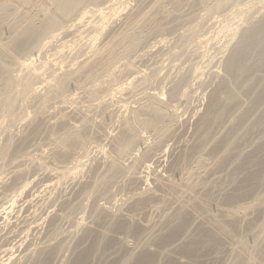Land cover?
Instances as JSON below:
<instances>
[{"label": "rangeland", "instance_id": "1", "mask_svg": "<svg viewBox=\"0 0 264 264\" xmlns=\"http://www.w3.org/2000/svg\"><path fill=\"white\" fill-rule=\"evenodd\" d=\"M43 2L50 7L48 0ZM262 2L264 4V0L86 1L82 5L84 7L80 8V13L77 12V15L81 16L80 20L77 15L68 18L61 22L60 29L54 31L56 36L51 38L46 35L36 41L30 50L18 53L12 63L7 60L10 74L14 76L16 74L19 78L24 77L27 70L18 65V62L28 61L34 70L31 72L30 85L21 88L20 92L13 95L11 108L0 111V264H36L39 263V259L40 261L44 259V256H47L45 253L48 252L47 258H50L48 264H70L84 246L87 247L90 243L89 239L83 238L86 228L89 230L93 228L91 231L95 233L100 231V234L104 233L107 238L113 240V243L115 242L110 249H104L107 250H103L104 253L94 254L87 264H107V261L108 264L114 262L120 264L129 256L132 258L140 248L144 247V244L147 249L162 252L158 255L169 256L171 252L172 256L169 257L176 256L177 260L184 261L182 255L177 252L179 242L182 243V239L185 240L192 234L197 223L202 225L206 223L205 226H208L211 219L222 217L223 208L229 207L225 200L227 195L244 174L252 169L248 165L243 167L244 156L251 153L257 143L264 141L263 131L251 133V136H248L246 141L242 140V144L240 143L235 149L234 154L240 155V160H236L238 156L234 155L237 156L233 158L234 161L231 159L224 166H218L215 161L219 152L215 147L217 142L230 136L228 135L229 124L232 122L230 120L236 114V110H233V113L227 114L222 124H219L220 127L217 125L218 127L211 129L209 137L204 140L205 144H202L205 146L197 148V153L196 148L192 147L199 141L200 135L197 134L201 130L199 119L206 111L204 108H207L209 97L220 86L223 78H226L224 66L230 51L238 41L242 30L254 24L261 13H264ZM21 8L23 11V7ZM36 8L38 7L29 9L28 15L35 25H40L39 22H43L44 12ZM21 10L19 12H22ZM0 19V44H5L13 36L11 32L15 21L11 14H5ZM63 27H66V33ZM119 35H131V37L134 35L133 44L123 48L128 50L124 52L126 55L117 57L118 59L112 60L108 66L102 68L99 59L93 60L97 51L95 49L110 41L114 42L112 44L114 47L107 51L119 49L120 43L117 41ZM115 44L118 46L116 47ZM107 51L103 55L108 54ZM91 57L92 63L91 66L89 65L91 69L87 67L88 69L83 70L77 67L78 63ZM93 65L97 66V69ZM108 67L113 71L107 72ZM73 69H79L76 72L77 76L73 75L77 79L67 81L65 89L60 91L62 94L59 92L53 96L49 85L56 82L58 76ZM262 76L264 77V66L256 70L254 77L259 80L258 77L261 79ZM88 77L92 79H87ZM91 82H94L92 83L94 89H90ZM97 83L99 86L96 85ZM173 90L175 91L171 95ZM151 95L161 98L159 109L167 116L165 120L152 126L153 129L146 127L144 123L154 117L153 111L145 109L149 106L148 102L151 104ZM244 97L241 96L237 101L241 107L236 106L237 110H243L248 104L247 97ZM1 98L3 99V96H0ZM41 103L48 104L42 105L44 107L42 108L38 105ZM36 109L42 110L36 113ZM255 114L257 115L256 110L252 111L249 117ZM232 115L234 116L231 117ZM126 121L133 126L130 132L136 140L131 147L125 149L121 138L123 131L126 130L124 129ZM74 131L85 138L80 145H74V149L70 148L73 149L71 152L63 150L62 153L60 149H63L61 147L63 142ZM214 144L216 145L213 146ZM214 156L215 160H213ZM212 157L213 159L210 160ZM239 161L242 169L237 172L235 166ZM244 198L238 199L235 205L246 203L244 206L248 204L249 209L238 213L240 215L236 218V228L232 236L222 238L225 242L221 241L223 245L213 250L214 252L209 250L208 253L201 254L197 264H235L233 262L239 254L246 256L250 250L252 252L263 245L264 176ZM183 204L185 206H182ZM199 204L206 207L201 205L200 207ZM197 206L200 211L197 215L196 212H192L193 220L188 228H192L191 233L188 230L187 237L183 238V235L181 241L177 239L179 242L175 240L174 244L171 242L170 245L163 246V249L167 248L165 251H160L162 247H157L153 243L155 234L159 236L170 222H174V216L180 208L186 207L192 210L194 207L197 209ZM174 209H177L176 212ZM203 215L206 217L204 218ZM112 217L113 219L117 217L116 219L119 220L121 218L123 222L126 221V224L135 228L138 225L137 229L141 231L138 230L139 233L129 230L117 231L109 221ZM207 217L210 220L206 219ZM167 220L170 222L168 223ZM103 222L107 224L108 229ZM106 222L111 225L108 227ZM249 226L251 228H248ZM134 234L139 236L142 234L140 236L142 238ZM119 245L123 251L118 248ZM212 253L213 255H210ZM206 257L209 258L205 259ZM165 258L159 256L160 260ZM259 261L257 260L255 264H264Z\"/></svg>", "mask_w": 264, "mask_h": 264}, {"label": "bare ground", "instance_id": "2", "mask_svg": "<svg viewBox=\"0 0 264 264\" xmlns=\"http://www.w3.org/2000/svg\"><path fill=\"white\" fill-rule=\"evenodd\" d=\"M46 1V0H45ZM86 1H91V0H48V5H50V7H48L44 2L43 0L39 1V0H0V18L3 17L5 14H11V17L14 18V29L13 32H11V34L13 33V36H11V39L9 41H7V43L5 44H0V96H3V99L1 98L0 101H1V104H0V111L3 110V109H10L11 106H12V97L14 94L20 92L21 88H26L28 87L30 84H29V81H30V76H31V72L32 70H34V68L31 66V64L27 61V62H18V65L20 64L22 67H24L26 70H27V73L26 75H24V77L22 78H19L16 76H14V74H10V71H9V65H8V62L7 60H10V63H12L17 57L16 55L18 53H21V52H24V51H28L30 50L31 47H33L34 43L36 41H38L39 39L43 38L44 36L46 35H49V37L53 38L54 36H56V34L54 33V31H56L57 29H60L59 25L61 24V22H64L65 20H68L71 19V17L77 15V12L80 13V8L82 9V5H84V3ZM94 1V0H93ZM97 1V0H95ZM160 1V0H159ZM200 1V0H199ZM160 3V2H159ZM222 4V2H221ZM263 4V2H262ZM157 5V4H156ZM163 5V4H162ZM219 5V4H218ZM264 5V4H263ZM262 5V6H263ZM23 7V11L21 10ZM32 7H38L39 10L42 9V11L44 12V16H42L43 18V22H39L40 25H35L34 22L30 19L31 17H29L28 15V10L31 9ZM261 7V5H260ZM264 7V6H263ZM262 7V8H263ZM21 8V9H20ZM36 8V9H38ZM151 8V7H150ZM162 9V8H161ZM164 9V8H163ZM264 9V8H263ZM22 11L24 12L22 14V12H19V11ZM100 10V9H98ZM97 10V11H98ZM155 10V9H154ZM152 10V11H154ZM260 10V8H259ZM38 11V10H37ZM89 11V10H88ZM161 11V10H160ZM163 11V10H162ZM169 11V10H168ZM94 12V11H93ZM156 12V11H155ZM263 12V11H262ZM30 13V11H29ZM34 14V12H32ZM41 13V11H40ZM82 13V12H81ZM85 13V12H84ZM87 13V12H86ZM260 13V12H259ZM149 14V13H147ZM153 14V13H151ZM13 15V16H12ZM35 15V14H34ZM41 15H43L41 13ZM143 15V14H142ZM166 15V14H165ZM260 15V14H259ZM78 16V19L81 17L80 14L77 15ZM85 16V15H84ZM83 16V17H84ZM8 17V16H7ZM33 17V16H32ZM82 17V19H83ZM143 17V16H142ZM34 18V17H33ZM140 18V17H139ZM144 18V17H143ZM3 19V18H2ZM77 19V18H76ZM77 19V20H78ZM81 19V18H80ZM79 19V20H80ZM141 19V18H140ZM152 19V18H151ZM1 20V19H0ZM34 20V19H33ZM76 21V20H75ZM74 21V22H75ZM139 21V20H138ZM146 21V20H144ZM21 25H20V23ZM79 23V21H76V23ZM148 22V20H147ZM145 23V22H144ZM12 24V23H11ZM64 25V24H63ZM142 26V25H141ZM64 28V27H63ZM66 28V27H65ZM64 28V30H65ZM68 28H69V25H68ZM140 28V27H139ZM124 31V30H123ZM134 32V31H133ZM139 32V31H138ZM65 33H66V30H65ZM126 33V32H125ZM128 33V32H127ZM118 34V33H116ZM121 34V33H120ZM129 34V33H128ZM131 34V33H130ZM137 35V34H136ZM120 36V38H119ZM118 36V40L119 41L118 43L120 47H118L119 49H116V50H108L107 49H113L114 46H112V44H114V42L112 43V41L110 42H105L103 44V46L98 49H95L97 50L94 54L93 57H95L93 60H96L98 61L97 59L100 60V63L102 68L104 66H108V64L116 59L117 57H121L123 54H125L124 52L128 50H123V48H125L126 46L129 47V44H133V37L134 35L131 37V35H119ZM115 37V36H114ZM136 37V36H135ZM117 38V37H115ZM115 38H114V41H115ZM135 39V38H134ZM138 42V41H137ZM107 43V44H106ZM139 43V42H138ZM117 44H115L116 46ZM134 45H136L134 43ZM133 45V46H134ZM138 45V44H137ZM118 46V45H117ZM116 46V47H117ZM127 47V48H128ZM122 49V50H121ZM103 50H106L108 52V54L106 55H103L104 52L106 51H103ZM131 50V49H130ZM103 52V53H102ZM92 54V55H93ZM126 55V54H125ZM124 55V56H125ZM128 56V55H127ZM118 59V58H117ZM126 59V58H125ZM27 60V58H26ZM96 61H93V63H95ZM31 62V61H30ZM15 64L17 62H14ZM92 63V57L88 60H85L81 63H78L79 66H77L79 69H88L87 67H89L91 69V64ZM97 63V62H96ZM98 64V63H97ZM90 65V66H89ZM96 65V64H95ZM262 66H264V13L262 14L261 13V16L255 21L254 24H252L251 26H249L248 28L246 27V29L242 30L239 38H238V41L236 42V44L233 46V48L231 49L230 51V54L227 58V61L225 63V66H224V70H225V76L226 78L224 77L222 82L219 84L220 86L219 89L217 90L216 88V91L215 92H212L211 96L209 97L210 99L208 100L207 102V108H204L206 109L205 113L200 117V124H201V130L200 133H197L199 134V141L197 142V145L196 146H193L194 149H195V152L197 150V148L199 149L200 147H203L205 145L202 146V144H205L204 140H206L209 135H210V131L211 129L214 127L216 128L215 126H219V124L221 122H223V120H225L224 118L226 117L227 114L229 113H233V110H236V114L235 116L232 115L231 117L232 120H230V124H229V134L230 135L228 138L225 137V139H222L220 140V142H217L218 144H214L213 146L216 145L215 147V150L217 149V152H219V155L216 156V164L218 166H224L225 163H228L230 162L231 159H233L234 157L236 158L238 155L234 152L236 147H238L240 145V143L242 144V140L246 141L245 139L248 138V136L250 137L251 133L253 134V132L255 131H263L264 133V77L259 80H256V78L254 77L255 76V72L258 68H261ZM94 67V65H93ZM97 67V66H96ZM94 67V68H96ZM105 68V67H104ZM23 69V68H22ZM79 69H73L72 71H68L67 72H64V75L62 76H58V80L56 82H53V84H50V91H51V94L54 96H56V94H58L61 90H63V88L65 89L66 87V84L68 83L67 81L71 80V79H77L75 77H73V75H76L77 76V71H79ZM97 69V68H96ZM95 69V71H96ZM101 69V68H100ZM107 69V68H106ZM110 70H112L110 68ZM109 70V67H108V70L107 72H110ZM89 71V70H88ZM91 71V70H90ZM113 71V70H112ZM111 71V72H112ZM82 72V71H81ZM87 74V72H86ZM91 74V73H90ZM107 74V73H106ZM110 74V73H109ZM61 75V74H60ZM85 75V74H84ZM112 75V73H111ZM91 76V75H90ZM86 77V76H84ZM83 77V78H84ZM109 77V75H108ZM112 77V76H111ZM80 78V76L78 77ZM82 78V77H81ZM91 77H88L87 79H89ZM114 78V76H113ZM92 79V78H91ZM104 79V78H103ZM72 80V81H73ZM79 80V79H78ZM106 80V79H104ZM81 81V80H80ZM103 81V80H102ZM253 81H256V83H254ZM95 82V81H94ZM94 82H91V84ZM55 83V84H54ZM74 83V82H73ZM78 83V82H77ZM88 83H89V80H88ZM87 83V85H88ZM102 83V82H101ZM111 83V81H110ZM93 84H92V88L90 89H94L93 88ZM77 85V84H76ZM81 85V84H80ZM96 85L99 86V84L97 83ZM103 85V84H102ZM105 85V84H104ZM48 86V87H49ZM65 86V87H64ZM79 86V85H78ZM84 86V85H83ZM95 86V85H94ZM101 86V84H100ZM106 86V85H105ZM108 86V84H107ZM110 86V85H109ZM86 87V86H84ZM101 88V87H100ZM99 88V89H100ZM103 88V87H102ZM106 88V87H105ZM109 88V87H108ZM80 89V88H79ZM112 89V88H111ZM120 89V88H119ZM49 91V90H48ZM49 91V92H50ZM84 91V90H83ZM95 91V90H94ZM103 91V90H102ZM105 91V90H104ZM115 91V90H114ZM117 91V90H116ZM120 91V90H119ZM122 91V90H121ZM175 90H173L171 92V95H173ZM214 91V90H213ZM62 92V91H61ZM60 92V94H62ZM85 92V91H84ZM92 92V91H91ZM101 91H99L100 93ZM106 92V91H105ZM82 93V91H81ZM111 93V92H110ZM48 94V93H46ZM59 94V95H60ZM101 94V93H100ZM99 94V95H100ZM153 94V93H152ZM45 95V94H44ZM43 95V96H44ZM87 95V94H86ZM92 95V94H91ZM90 97H93L91 96ZM97 95V94H96ZM98 95V96H99ZM48 96V95H47ZM50 96V95H49ZM58 96V95H57ZM88 96V95H87ZM241 96H245L247 97V101H248V104L246 105V107L243 109V110H240L236 108V106L238 108H241L239 107L238 105V102L240 100V97ZM39 97V96H38ZM37 97V98H38ZM42 97V96H40ZM51 97V96H50ZM151 98V104L148 102L147 104H149V106H147L145 109L147 111H153L152 114H154V117L151 119V120H148L147 122H144L145 123V126L146 127H152V126H156L158 123H160L162 120H165V116L166 114L163 113L159 108V105L162 103V100L160 97L158 96H150ZM244 97V98H245ZM35 98V97H34ZM52 98V97H51ZM97 98V97H96ZM243 98V99H244ZM39 99V98H38ZM46 99V98H45ZM44 99V101H45ZM101 99V97H100ZM98 100V99H97ZM41 101V99H40ZM43 101V100H42ZM43 101V102H44ZM149 101V100H147ZM244 101V100H242ZM39 102V101H38ZM40 103V102H39ZM245 103V102H244ZM45 104H48V103H41V104H38V105H41L42 108H44L42 105H45ZM40 107V106H39ZM40 107V108H41ZM47 107V106H46ZM143 107V106H142ZM13 108V107H12ZM144 108V107H143ZM236 108V109H235ZM5 109V110H6ZM142 109V108H141ZM144 109V110H145ZM33 110V109H32ZM42 110V109H40ZM38 110V111H40ZM256 110L257 111V115H253L251 117L250 116V113L252 111ZM11 111V110H9ZM8 111V112H9ZM37 111V109H36ZM38 111L36 113H38ZM7 112V113H8ZM12 112V111H11ZM31 112H34V111H31ZM41 112V111H40ZM44 112V111H43ZM238 112V114H237ZM34 113V114H36ZM135 113V112H134ZM140 113V111H139ZM148 113V112H147ZM235 113V111H234ZM10 114V113H8ZM41 114V113H40ZM138 114V113H137ZM136 115V114H135ZM230 115V114H229ZM26 116V114H25ZM31 116V115H30ZM38 116V115H37ZM134 116V115H133ZM26 117H29V116H26ZM41 117V116H40ZM167 117V116H166ZM25 118V117H24ZM230 118V117H229ZM29 120V119H27ZM31 120V119H30ZM37 120V119H36ZM40 120V119H39ZM25 121H26V118H25ZM139 121V120H138ZM141 121V120H140ZM167 121L169 122V119H167ZM172 121H174L172 119ZM171 121V122H172ZM27 122V121H26ZM38 122V121H37ZM228 122V121H227ZM29 123V121H28ZM166 123V122H165ZM31 124V123H30ZM37 124V123H36ZM168 124V123H167ZM197 124V123H196ZM222 124V123H221ZM227 124V123H226ZM28 125V124H27ZM33 126L35 124H32ZM198 125V124H197ZM225 125V124H224ZM131 123L129 121H126L125 122V127L123 131V135H122V144L124 143V148H128V147H131L132 144L135 142L136 139L133 138V135L131 134L132 131L131 128ZM171 126V125H170ZM196 126V125H195ZM200 126V125H199ZM217 126V127H218ZM220 127V126H219ZM222 127V126H221ZM32 128V127H31ZM35 128V127H34ZM37 128V127H36ZM162 128V127H161ZM164 129L166 128L165 126L163 127ZM38 129V128H37ZM153 129V127H152ZM156 129V128H155ZM198 129H200L198 127ZM219 129V128H217ZM32 130V129H31ZM75 130V129H74ZM163 130V129H162ZM30 131V130H29ZM33 131V130H32ZM36 131V130H34ZM38 131V130H37ZM198 131V130H197ZM216 131V130H215ZM34 134V132H32ZM31 133V134H32ZM70 133V132H69ZM214 133V132H213ZM220 133V132H219ZM83 134V133H82ZM28 135V134H27ZM196 135V133H195ZM213 135V134H211ZM32 136V135H31ZM68 136V135H67ZM217 136V135H216ZM225 136V135H224ZM30 137V136H28ZM93 137V136H92ZM121 137V136H120ZM212 137V136H211ZM221 136H219L220 138ZM67 138V137H66ZM85 138V137H83ZM82 136L74 131L72 133H70V135L68 136L67 140L63 142V149H60L62 150V153H63V150L69 152L70 148H73L74 145H80L81 142H82ZM197 138V136H196ZM218 138V137H217ZM22 139V138H21ZM117 139V137H116ZM211 139V138H210ZM214 139H216L214 137ZM23 140V139H22ZM64 140V139H62ZM197 140V139H196ZM24 141V140H23ZM114 141V139H113ZM119 141V140H118ZM212 141V139L210 140ZM62 142V141H61ZM195 142V141H194ZM193 142V143H194ZM114 143V142H113ZM119 143V142H118ZM210 143V142H209ZM212 143V142H211ZM215 143V142H213ZM22 144H24L22 142ZM59 144V142H58ZM57 144V145H58ZM117 144V142H116ZM121 144V145H122ZM208 144V143H207ZM113 145V144H112ZM9 146V145H8ZM59 146V145H58ZM115 146V145H114ZM187 146V145H186ZM189 146V145H188ZM10 147V146H9ZM20 147V145H19ZM78 147V146H77ZM122 147V146H121ZM120 147V148H121ZM191 147V148H192ZM208 147V146H207ZM6 148H8L6 146ZM55 148V147H54ZM57 148V147H56ZM75 148V147H74ZM73 148V149H74ZM71 149V150H73ZM117 149H119V147H117ZM123 149V148H122ZM202 149V148H201ZM200 149V151H201ZM56 150V149H54ZM70 150V152H71ZM185 150V148H184ZM187 150V149H186ZM8 151V150H7ZM64 151V152H65ZM120 151V150H118ZM123 151V150H122ZM213 151H214V148H213ZM241 151V150H240ZM56 152V151H55ZM58 152V151H57ZM60 152V151H59ZM66 152V153H67ZM189 152V148H188V151L187 153ZM194 152V150H193ZM198 152V151H197ZM196 152V153H197ZM212 152V151H211ZM215 151V153H217ZM239 152V151H238ZM250 152V151H249ZM115 153V152H114ZM118 153V152H117ZM200 153V152H199ZM214 153V152H213ZM241 153V152H239ZM238 153V154H239ZM61 154V153H60ZM72 154V153H71ZM123 154V153H122ZM182 154V153H181ZM185 154V153H184ZM218 154V153H217ZM243 154V153H242ZM242 154H241V158L242 157ZM55 155V154H54ZM64 154H62V157H63ZM107 155V154H106ZM120 155V153H119ZM234 155H237V156H234ZM181 156V155H180ZM57 157H58V154H57ZM60 157V155H59ZM240 155L238 156V158H236V160H240ZM245 159L242 160V164H243V167H246L247 165L252 167V169L249 171L248 170V173L244 174V176L242 177V179L239 181L238 184H235L233 187H235L233 190H231V193L227 195L226 197V203H227V206H229L228 208L225 206V208H223V212H222V217H219V218H214V219H209L208 217L206 219H209L210 220V225L208 226H205V225H202L201 223H197L193 228H194V231L192 232V234L186 239L185 236L187 237V232H189L188 230H190V233H191V227H192V224L190 225V228L191 229H188L189 228V224L191 223V220L192 219V212H196L195 215H197V213L200 211V208L198 207L196 209V207H194L192 210H188L186 207L184 208H180L178 211H177V214L176 216H174L175 220L174 222H170V220L168 221V223L170 222V224L167 225L166 229H164V232L163 233H159V236H157L155 234V239L154 240V244L157 246V247H162L160 251H165L166 249L164 248L163 249V246H166V245H170L171 244H174V241H178L177 239H181L182 236L183 238H185V240L182 239V243L179 242V248L175 251L178 252V254H181L184 261L183 260H177L176 256L175 258L173 257H169L170 255L172 256V253L170 252L169 256H166V254L164 255H158V253H162V252H158L156 249L153 251L151 249H147L145 247V244H144V247L143 248H140L138 247V249L140 248V250L138 252H136V254L130 258V254L127 256L128 258H125L127 259L125 262L123 260V262H120V264H197V259L200 258L201 259V254L203 253H208V251H213V250H217L218 247H220V245L222 243H224L222 241V238L224 237H227V236H232V232L234 231V228L235 227V224H236V218L238 215V213H240L241 211H245L246 209L248 210V206H244L246 203H244V205H235L237 204L236 201H239L241 200L242 198L244 197H247L250 192H251V189L253 188L254 185H256L258 182H260L262 180V177L264 176V141L263 142H259L256 144V147H254V150H252L251 153H249L248 155L246 154V156H244ZM55 158V157H54ZM65 158V156L63 157ZM234 158V159H235ZM61 159V158H60ZM67 159V158H66ZM178 159V158H177ZM181 159V158H180ZM197 159V158H196ZM200 159V158H199ZM213 157L210 159L212 160ZM234 159L232 161H234ZM57 160V159H56ZM59 160V159H58ZM182 160V159H181ZM215 160V156H214V159ZM110 161V160H109ZM199 161V160H197ZM111 162V161H110ZM215 162H214V165H215ZM236 162V161H235ZM112 163V162H111ZM114 163V162H113ZM178 163V161L176 162ZM196 163V162H195ZM232 163V162H231ZM237 163V162H236ZM240 161L238 162V164H236L235 166V171L238 172V170L242 169V165L240 164ZM42 164V163H41ZM110 164V163H109ZM204 164V163H203ZM202 164V165H203ZM211 164V162H210ZM201 165V166H202ZM238 165V166H237ZM113 169H114V165H112ZM171 166V165H170ZM199 166V165H198ZM217 166V167H218ZM241 166V167H240ZM196 167V166H195ZM46 168V167H45ZM198 168V167H197ZM221 168V167H220ZM112 169V170H113ZM117 169V168H116ZM115 170V169H114ZM199 170V169H198ZM187 178V177H186ZM185 178V179H186ZM189 178V177H188ZM240 178V177H239ZM191 179V177H190ZM189 179V180H190ZM161 180V179H160ZM192 180V179H191ZM188 181V180H187ZM159 182V181H158ZM162 182V181H160ZM194 182V181H193ZM163 183V182H162ZM161 183V184H162ZM165 183V182H164ZM157 185V184H156ZM188 185V184H187ZM192 185H190L191 187ZM195 186H196V182H195ZM159 186H157L158 188ZM197 187V186H196ZM161 188V187H160ZM194 188V186L192 187ZM207 188V187H205ZM149 190V189H148ZM187 190V188H186ZM189 190V189H188ZM196 190V189H195ZM205 190V189H204ZM138 191V190H137ZM145 191V190H144ZM194 191V190H192ZM139 192V191H138ZM147 192V191H146ZM155 192V191H154ZM210 192V191H209ZM140 193V192H139ZM145 193V192H144ZM150 193V192H149ZM152 193V192H151ZM183 193H186L183 191ZM208 193V192H207ZM138 194V193H137ZM147 194V193H146ZM209 194V193H208ZM214 195V194H213ZM144 196V195H143ZM142 196V197H143ZM147 196V195H146ZM153 196V195H152ZM151 196V197H152ZM156 196V195H155ZM188 196V195H187ZM135 197V196H134ZM158 197V196H157ZM155 197V198H157ZM190 197V196H188ZM197 197V196H196ZM210 197V196H209ZM208 197V198H209ZM133 198V197H132ZM148 198V197H147ZM154 198V197H153ZM183 198V197H182ZM187 198V197H185ZM193 199H195L194 197H192ZM191 198V200H192ZM211 198V197H210ZM130 199V198H129ZM146 199V198H145ZM151 199V198H150ZM181 199V198H180ZM179 199V200H180ZM239 199V200H238ZM245 199V198H244ZM134 200V199H133ZM147 200V199H146ZM156 201V200H155ZM181 201H184L181 199ZM190 200H188V203L190 204L189 202ZM195 201V200H194ZM139 202V201H138ZM145 202V201H144ZM151 202V201H149ZM186 202H187V199H186ZM199 202V201H198ZM197 202V203H198ZM246 202V201H245ZM140 203V202H139ZM154 203V202H153ZM185 203V202H184ZM187 203V205H189ZM241 203V201H240ZM248 203V202H247ZM256 203V202H254ZM128 204V203H127ZM147 204V202H146ZM157 204V203H156ZM253 204V203H252ZM258 204V203H257ZM129 205V204H128ZM134 205V203H133ZM155 205V204H153ZM158 205V204H157ZM156 205V207H157ZM179 205V204H178ZM196 205V203H195ZM201 204H199L200 206ZM112 206V205H111ZM135 206V205H134ZM139 205H137L138 207ZM141 206V205H140ZM180 206V205H179ZM182 206H185L184 204ZM202 206V205H201ZM200 206V207H201ZM253 206V205H250V207ZM258 206V205H257ZM256 206V207H257ZM261 206V205H260ZM116 207V206H114ZM118 207V206H117ZM135 207V209L137 208ZM159 207V206H158ZM188 207V206H187ZM192 207V206H191ZM202 207H206V206H202ZM255 207V208H256ZM178 208V206H177ZM96 209V208H95ZM94 209V210H95ZM101 209V208H99ZM119 209V207H118ZM131 209H132V205H131ZM190 209V208H189ZM199 209V210H198ZM222 209V208H220ZM251 209V208H250ZM253 209V207H252ZM103 210V208L101 209ZM108 210V209H106ZM113 210V209H112ZM117 210V209H116ZM120 210V209H119ZM175 210V209H174ZM177 210V209H176ZM175 210V212H176ZM121 211V210H120ZM134 211V210H133ZM204 211V209H203ZM222 211V210H220ZM219 211V212H220ZM262 211V210H261ZM94 212V211H93ZM101 212V211H100ZM106 212V211H105ZM109 212V211H108ZM111 212V211H110ZM114 212V211H113ZM174 212V211H173ZM247 212V211H246ZM102 213V212H101ZM99 213V214H101ZM243 213V212H242ZM110 214V213H109ZM108 214V216H109ZM114 214V213H113ZM117 214V213H116ZM119 214V213H118ZM167 214V213H166ZM206 214V212H205ZM94 215V214H93ZM98 215V213H97ZM122 215V214H121ZM172 215V214H171ZM218 215V214H217ZM220 215V214H219ZM101 216V215H100ZM104 216V215H103ZM107 216V217H108ZM114 217V215H112ZM120 216V215H117V217ZM173 216V215H172ZM200 216V215H199ZM205 215H203L204 217ZM216 216V215H215ZM95 217V216H93ZM111 220H109L110 222H112V226L118 231H132L133 233H137L139 229L138 225L137 227L135 228L132 227V225H128L126 224L125 222H123V220H120L119 219H116L114 218ZM124 217V216H123ZM168 217V216H167ZM196 217V216H195ZM202 217V216H201ZM206 217V216H205ZM204 217V218H205ZM102 218V217H101ZM111 218V217H110ZM149 218V217H147ZM166 218V217H165ZM170 218V216H169ZM168 218V219H169ZM198 218V217H197ZM200 218V217H199ZM203 218V219H204ZM96 219V218H95ZM100 219V217H99ZM150 219V218H149ZM167 219V218H166ZM172 219V218H171ZM195 219V218H194ZM261 219V218H260ZM263 219V217H262ZM129 220V219H128ZM135 220V219H134ZM164 220V218H163ZM197 220V219H196ZM195 220V221H196ZM96 221V220H95ZM98 221V219H97ZM103 221H105L103 219ZM108 221V220H107ZM130 221V220H129ZM128 221V222H129ZM145 221V220H144ZM152 221V220H151ZM172 221V220H171ZM200 221V220H199ZM208 221V220H207ZM206 221V222H207ZM249 221V220H248ZM261 221V220H260ZM138 222V220H137ZM203 222V221H202ZM205 222V221H204ZM104 223V222H103ZM102 223V225H103ZM108 223V227L111 225L109 222H106ZM151 223V222H150ZM156 223V222H155ZM161 223V221H160ZM166 223V222H165ZM164 223V224H165ZM238 223V222H237ZM247 223V222H246ZM251 223V222H250ZM253 223V222H252ZM260 223V222H259ZM258 223V224H259ZM263 223V221H262ZM105 224V223H104ZM135 224V223H134ZM137 224V223H136ZM257 224V225H258ZM101 225V224H100ZM99 225V226H100ZM106 225V228H107V224ZM141 225V223H140ZM160 225V224H159ZM162 225V224H161ZM160 225V226H161ZM248 225V224H246ZM250 225V224H249ZM262 225V224H261ZM97 226V225H96ZM98 226V227H99ZM166 226V225H165ZM252 226V225H251ZM263 226V225H262ZM95 227V226H94ZM111 228V227H110ZM109 228V229H110ZM113 228V229H114ZM147 228V227H145ZM248 228H251L250 226ZM264 228V227H263ZM262 228V229H263ZM93 229V228H92ZM91 229V230H92ZM108 229V228H107ZM106 229V230H107ZM148 229V228H147ZM159 229V228H158ZM86 232L85 233V240L86 239H89L90 240V243L88 245L87 243V247L84 246V249L81 250L75 257L74 261L70 264H87V263H90V259L92 260L91 257H93L94 254H101V252L104 253V251H107V250H104L106 248H109L114 246L115 242L113 243V240L112 239H109V237L107 238L104 233H95L91 230H89L88 228H86ZM105 230V231H106ZM112 230V229H111ZM110 230V231H111ZM109 231V232H110ZM141 231V230H139ZM154 231V230H153ZM152 231V232H153ZM163 231V230H162ZM97 232V231H96ZM104 232V231H102ZM107 232V231H106ZM105 232V233H106ZM108 232V233H109ZM115 232V230H114ZM143 232V231H142ZM145 232V231H144ZM158 232H161L158 230ZM139 233V232H138ZM150 233V232H149ZM156 233V231H155ZM126 234V233H125ZM128 234V232H127ZM130 234H132L130 232ZM263 234V233H262ZM109 236V234H106ZM135 235V234H134ZM133 235V236H134ZM142 235V234H141ZM140 235V236H141ZM154 235V234H153ZM236 235V234H235ZM112 236V234L110 235ZM129 236V235H128ZM131 236V235H130ZM132 236V237H133ZM135 236H139V235H135ZM139 238H142L140 237ZM149 236V235H148ZM157 236V237H156ZM116 237V236H115ZM111 238V237H110ZM135 238V237H134ZM137 238V237H136ZM150 238V236H149ZM234 238V237H232ZM226 239V238H225ZM224 239V240H225ZM84 240V241H85ZM117 240V239H116ZM115 240V241H116ZM146 240V239H145ZM149 241V239H147ZM230 240V239H229ZM232 240V239H231ZM230 240V241H231ZM234 240V239H233ZM83 241V240H82ZM121 241V240H119ZM138 241H140L138 239ZM137 240L136 242L139 243ZM151 241V240H150ZM181 241V240H180ZM222 241V243H221ZM228 241V240H227ZM226 241V242H227ZM262 241H263V245L261 247H259L258 249H254L252 252L250 250V253L246 256H242L241 252L242 251H239L241 254H239V256L236 258V261L233 262L235 264H255V262L258 260H262L264 262V234H263V237H262ZM118 242V241H117ZM127 242V241H126ZM151 242V243H152ZM134 243V241H133ZM145 243V241H144ZM148 243V242H147ZM150 243V242H149ZM152 243V244H153ZM177 243V242H176ZM114 244V245H113ZM118 244V243H117ZM123 244V243H122ZM120 244V245H122ZM125 244V242H124ZM130 244V243H128ZM135 244V243H134ZM143 244V243H142ZM151 244V245H152ZM153 244V245H154ZM120 245L118 248H120ZM141 245V244H140ZM149 245V244H148ZM223 245V244H222ZM82 246V247H83ZM124 246V245H123ZM137 246V244H136ZM143 246V245H141ZM173 246V245H171ZM241 246V245H240ZM243 247V246H242ZM116 248V247H115ZM117 248V249H118ZM128 248V247H127ZM156 248V247H155ZM176 248V247H175ZM217 248V249H216ZM114 249V248H113ZM121 249V248H120ZM118 249V250H120ZM125 249V247H124ZM160 249V248H158ZM169 249V248H168ZM170 249H172L170 247ZM174 249V248H173ZM237 249V248H236ZM235 249V250H236ZM104 250V251H103ZM117 250V251H118ZM122 250V249H121ZM120 250V251H121ZM220 250V249H219ZM240 250V249H239ZM43 251V249H42ZM79 251V250H78ZM109 251V250H108ZM113 251V250H112ZM116 251V249H115ZM123 251V250H122ZM125 251V250H124ZM136 251V250H135ZM168 251V250H167ZM171 251V250H170ZM180 251V253H179ZM234 251V250H233ZM237 251V250H236ZM44 252V251H43ZM110 252V251H109ZM107 252V254L109 253ZM177 252H174V253H177ZM214 252V251H213ZM49 253V252H48ZM48 253H45L47 256H48ZM115 254H117L116 252H114ZM119 253V252H118ZM123 253V252H122ZM126 253V251H125ZM135 253V252H134ZM166 253V252H164ZM173 253V254H174ZM235 253V252H234ZM238 253V252H237ZM52 254V253H50ZM110 254V253H109ZM112 254V253H111ZM121 254V253H120ZM119 254V255H120ZM177 254V256H178ZM243 254H246V253H243ZM118 255V254H117ZM116 255V256H117ZM125 255V254H124ZM176 255V254H175ZM180 255V256H181ZM201 255V256H200ZM205 255V254H204ZM210 255H213L210 254ZM237 255V254H235ZM41 256V254H40ZM47 256H44L45 258L42 259L40 261L39 259V263L37 261L38 264H48V260L50 258H47ZM103 256V255H102ZM123 256V255H122ZM120 256V257H122ZM159 256H165L166 258L164 260H160L159 259ZM179 256V257H180ZM200 256V257H199ZM43 257V256H42ZM100 257V256H99ZM106 257V256H105ZM119 257V258H120ZM123 257V259H125ZM181 257V258H182ZM204 257V256H203ZM214 257V256H212ZM218 257V256H217ZM236 257V256H235ZM40 258V257H38ZM96 258V257H95ZM98 258V256H97ZM209 258V257H208ZM207 257L205 259H208ZM211 258V257H210ZM101 259V258H100ZM121 259V258H120ZM129 259V260H128ZM203 259V258H202ZM215 259V258H214ZM102 260V259H101ZM100 260V261H101ZM118 260V259H117ZM199 260V259H198ZM104 261V260H103ZM111 261V260H110ZM210 261V260H209ZM212 261V260H211ZM214 261V260H213ZM234 261V260H233ZM51 262V261H50ZM201 262V261H200ZM203 262V261H202ZM206 262V261H205ZM260 262V261H259ZM263 262H260V263H263ZM34 263V262H33ZM36 263V264H37ZM119 263V262H118ZM257 263V262H256ZM51 264V263H49ZM107 264H108V261H107ZM111 264V263H109ZM113 264V263H112ZM114 264H117L114 262ZM204 264V263H203Z\"/></svg>", "mask_w": 264, "mask_h": 264}]
</instances>
